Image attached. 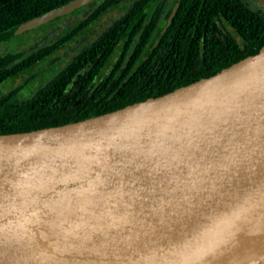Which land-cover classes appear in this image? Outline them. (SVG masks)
I'll return each mask as SVG.
<instances>
[{
    "label": "water",
    "instance_id": "obj_1",
    "mask_svg": "<svg viewBox=\"0 0 264 264\" xmlns=\"http://www.w3.org/2000/svg\"><path fill=\"white\" fill-rule=\"evenodd\" d=\"M0 264H264V46L160 97L0 135Z\"/></svg>",
    "mask_w": 264,
    "mask_h": 264
},
{
    "label": "trees",
    "instance_id": "obj_2",
    "mask_svg": "<svg viewBox=\"0 0 264 264\" xmlns=\"http://www.w3.org/2000/svg\"><path fill=\"white\" fill-rule=\"evenodd\" d=\"M71 1L0 0V33ZM253 1L259 9L251 7ZM126 3L95 1L26 31L44 29L30 51L0 53V89L14 77L31 76L26 85L0 95V135L76 123L160 97L256 55L264 46L261 0ZM112 13L115 18L109 21ZM95 28L92 40L80 42ZM64 49L71 55L61 54ZM118 49L124 53L115 55ZM51 59L50 73L31 88L38 66ZM20 91L29 96L13 104Z\"/></svg>",
    "mask_w": 264,
    "mask_h": 264
},
{
    "label": "rangeland",
    "instance_id": "obj_3",
    "mask_svg": "<svg viewBox=\"0 0 264 264\" xmlns=\"http://www.w3.org/2000/svg\"><path fill=\"white\" fill-rule=\"evenodd\" d=\"M177 1L178 0H169V2H173V3H176ZM258 1H260V0H258ZM258 4H259V2L253 1V4L251 5V7L255 8V9H259L260 5H258ZM124 5H126V6L129 5L128 3H126V0H123V5L121 7H123ZM171 8H173V7H171ZM114 18H115V14L112 13L110 15L109 21H112ZM42 30H44V29L43 28L35 29V30H32V31L27 32L25 34L19 35L12 40L4 42L3 44L0 45V53H16V52H20V51H30V49L35 45L34 43L36 41H38V42L40 41L39 35L42 33L41 32ZM96 32H98V28L93 29L92 33L81 38L82 40L80 42L83 43L84 41L92 40L93 39L92 36ZM70 46L72 47L73 52L76 53L77 48H75V47L78 45L73 43ZM149 50H150V48H149ZM147 51L148 50L146 49L145 52H147ZM70 52H71V50H68V52H67V50L65 51V49H64L61 51V54L66 55V53H67L68 56H70L71 55ZM54 58H55V56H54ZM52 60L53 59H51L49 63L42 64V65L38 66L37 70L35 71V75H38V78H34L33 83H28L31 86V88H36L39 85L38 79L42 78L44 75L46 76V75H48V73H50L52 68L49 66H50V63H52ZM28 78L30 79L31 76H25V77L24 76H17V77H14L12 80L7 81L2 86V88L0 89V95H2V94L7 95L10 93V91L16 89L17 87H19L21 85L22 86L26 85L27 82L25 79L28 80ZM28 90L29 89L26 88V92H28ZM26 92L20 91L15 97L12 98L11 102L13 104H19V103L25 101L26 98L29 96V94Z\"/></svg>",
    "mask_w": 264,
    "mask_h": 264
},
{
    "label": "flooded vegetation",
    "instance_id": "obj_4",
    "mask_svg": "<svg viewBox=\"0 0 264 264\" xmlns=\"http://www.w3.org/2000/svg\"><path fill=\"white\" fill-rule=\"evenodd\" d=\"M94 3V2H93ZM93 3H90V4H88L89 6L90 5H92ZM88 6V7H89ZM172 10H173V8H171L170 10H169V12L168 13H170V14H172ZM167 18H168V14L166 15V18H165V21L167 20ZM230 30V29H229ZM232 38H233V36H231V34L227 37V40H232ZM92 46V44H89V47H91ZM124 52L122 51V50H120V49H118V50H116V52H115V55H117V56H119V55H122ZM122 58V57H121Z\"/></svg>",
    "mask_w": 264,
    "mask_h": 264
}]
</instances>
